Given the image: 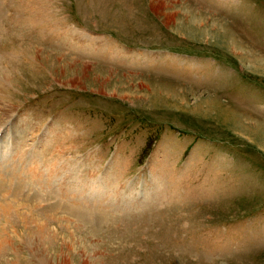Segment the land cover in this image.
<instances>
[{
  "label": "rangeland",
  "instance_id": "1",
  "mask_svg": "<svg viewBox=\"0 0 264 264\" xmlns=\"http://www.w3.org/2000/svg\"><path fill=\"white\" fill-rule=\"evenodd\" d=\"M0 162V264H264V0H0Z\"/></svg>",
  "mask_w": 264,
  "mask_h": 264
},
{
  "label": "bare ground",
  "instance_id": "2",
  "mask_svg": "<svg viewBox=\"0 0 264 264\" xmlns=\"http://www.w3.org/2000/svg\"><path fill=\"white\" fill-rule=\"evenodd\" d=\"M34 175V174H33ZM50 177V176H49ZM102 184V183H101ZM39 255H42L41 252H39ZM41 259H43V256L40 257Z\"/></svg>",
  "mask_w": 264,
  "mask_h": 264
}]
</instances>
